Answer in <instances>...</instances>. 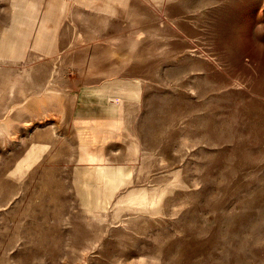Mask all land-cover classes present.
<instances>
[{"label":"rangeland","instance_id":"1","mask_svg":"<svg viewBox=\"0 0 264 264\" xmlns=\"http://www.w3.org/2000/svg\"><path fill=\"white\" fill-rule=\"evenodd\" d=\"M0 264H264V0H0Z\"/></svg>","mask_w":264,"mask_h":264},{"label":"bare ground","instance_id":"2","mask_svg":"<svg viewBox=\"0 0 264 264\" xmlns=\"http://www.w3.org/2000/svg\"><path fill=\"white\" fill-rule=\"evenodd\" d=\"M116 93L117 94L127 93L130 95H136L137 94V87L135 90L129 89V92H128V89H126L124 87V88L119 89V91H117ZM78 169H80V167ZM93 174H95L96 179L98 181H101L103 183L104 191H105V198L107 200L110 197V193L116 187V178H115L113 169L110 167H105L103 170L93 172Z\"/></svg>","mask_w":264,"mask_h":264},{"label":"crops","instance_id":"3","mask_svg":"<svg viewBox=\"0 0 264 264\" xmlns=\"http://www.w3.org/2000/svg\"><path fill=\"white\" fill-rule=\"evenodd\" d=\"M22 12H24V10H21ZM14 37L12 36H7L6 40L2 41V46H3V49L5 48V51L6 52H10L11 51L13 52L14 50V47H15V43H14ZM49 46H51V44H49ZM137 85L136 84H126L125 88L128 89V92H129V89H136ZM119 91V89H116V90H113L112 91V95L113 96H119L123 99L125 98H131V99H137V94L136 95H130V94H127V93H124V94H117L116 92Z\"/></svg>","mask_w":264,"mask_h":264}]
</instances>
